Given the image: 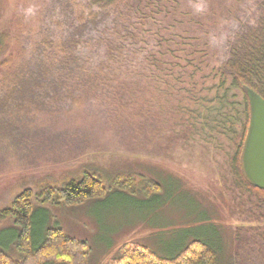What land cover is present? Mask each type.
I'll list each match as a JSON object with an SVG mask.
<instances>
[{
    "label": "rangeland",
    "instance_id": "obj_1",
    "mask_svg": "<svg viewBox=\"0 0 264 264\" xmlns=\"http://www.w3.org/2000/svg\"><path fill=\"white\" fill-rule=\"evenodd\" d=\"M255 9L254 0H126L132 22L130 15L120 31L139 28L148 51L156 40L176 44L182 37L184 46L193 43L207 55L208 66L193 81L189 70L170 74L163 65L143 66L123 83L58 85L39 104L21 108L13 100L0 111V124L6 122L4 134L0 129V211L33 191V247L45 230L58 226L87 243L88 264H110L129 244L174 258L196 239L217 249L220 264L239 263L237 236L245 231L255 197L237 181L233 142L213 134L209 143L211 133L195 132L193 122L202 126L218 119L216 99L223 91L213 69L221 66L236 34L255 19ZM98 12L89 0H0V97L13 94L16 74L28 73L31 62L60 61L76 49L65 48V42L77 26L89 24L85 54L96 50L102 32L114 27L113 17L101 21ZM88 171L102 175L109 189L103 198L73 207L39 198L43 186L62 189ZM119 173L142 176L162 190L146 196L114 189L111 181ZM15 227L12 219L0 223V249L23 261Z\"/></svg>",
    "mask_w": 264,
    "mask_h": 264
},
{
    "label": "trees",
    "instance_id": "obj_2",
    "mask_svg": "<svg viewBox=\"0 0 264 264\" xmlns=\"http://www.w3.org/2000/svg\"><path fill=\"white\" fill-rule=\"evenodd\" d=\"M125 2L126 0H89L92 8H98V17L103 18L101 21L113 17L112 33L108 32L111 27L106 28L107 30L96 40L98 52L89 50L85 54L83 51L87 46L88 40H84V36L89 24L75 27L72 39H66L65 48L74 44L76 49L64 55L60 61L55 60L46 64L43 61H33L29 64L28 73H21L23 76L16 74L18 79L13 94L0 97V111L11 106L13 100L21 102L19 104L21 108L25 103L39 104L48 97L49 91L58 89V85L71 84L83 87L123 83L124 76L138 72L143 66L153 69L155 66L163 65L170 74L175 68H182L181 71L186 72L189 70L191 81L208 66L207 55L200 52L193 43L184 46L182 37H179V43L176 44L174 40L163 39L159 42L156 40V46L148 51L146 50L149 46L148 40L147 42L140 40L137 35L139 28L125 26V32L120 31L118 28L125 25L130 15L132 22L131 12L125 11ZM254 7L255 19L248 21L236 34V39L230 43V50L221 66L213 69L219 77V90L223 91L222 96L216 99L220 101L219 111L216 112L218 119H208L202 126L197 124V120L193 122L195 132L201 130L211 133V137L207 138L209 143H213L216 138L212 136L213 134L233 142L236 150L232 163L237 181L243 190L251 197H255L250 198L255 212L251 210V216L242 226V230L245 231L239 232L237 236L238 264L244 262L264 264V191L252 186L245 179L240 165L250 118L249 99L244 87H248L264 99V0H254ZM95 20L93 19L94 22ZM77 45H83V49ZM187 47L189 51L185 49ZM3 51L4 45L0 42V54ZM145 51L149 54L144 55ZM162 59L165 61L161 64ZM145 61H149L147 65ZM151 73L154 75L153 71ZM182 79L178 78L177 82L182 83ZM125 83L132 84L138 81L126 80ZM199 116L203 117V114L197 117ZM1 123L0 129L4 134L6 122ZM93 172H84L80 179L65 183L62 189H54L50 184L45 185L39 198L44 204L57 203L69 207L103 198L109 189L106 188L102 175ZM111 186L133 195L144 192L146 196H150L151 193L158 194L162 190L158 183L147 182L142 176L124 173L116 174ZM33 196L32 190H26L9 207L0 211V223L12 219L15 228L20 229V233L17 234V248L24 254V260L18 261L0 249V264H88L87 243L68 236L58 226L45 230L41 244L33 247ZM110 264H220V261L214 246L196 239L183 246L174 258L161 257L146 246L124 245Z\"/></svg>",
    "mask_w": 264,
    "mask_h": 264
},
{
    "label": "water",
    "instance_id": "obj_3",
    "mask_svg": "<svg viewBox=\"0 0 264 264\" xmlns=\"http://www.w3.org/2000/svg\"><path fill=\"white\" fill-rule=\"evenodd\" d=\"M249 99V127L246 134L240 165L245 179L264 191V99L244 87Z\"/></svg>",
    "mask_w": 264,
    "mask_h": 264
}]
</instances>
